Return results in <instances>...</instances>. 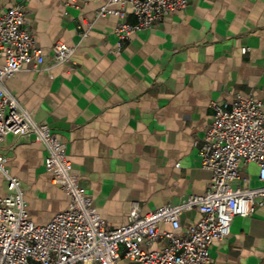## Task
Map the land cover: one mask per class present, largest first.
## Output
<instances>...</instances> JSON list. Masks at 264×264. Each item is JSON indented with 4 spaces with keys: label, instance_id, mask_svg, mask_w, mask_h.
I'll return each instance as SVG.
<instances>
[{
    "label": "crops",
    "instance_id": "obj_1",
    "mask_svg": "<svg viewBox=\"0 0 264 264\" xmlns=\"http://www.w3.org/2000/svg\"><path fill=\"white\" fill-rule=\"evenodd\" d=\"M104 2L0 0V10L23 4L25 27L48 58L46 67L7 79V88L66 143L101 217L118 226L129 220L134 202L145 213L206 192L212 173L200 148L214 118L212 102L229 107L237 95L253 94L264 109V0H193L120 46L119 17L96 16ZM125 20L138 21L129 3ZM57 41L76 48L72 65L52 63ZM0 152L36 223L67 207L68 193L47 170L44 144L33 135L8 134ZM259 171L256 163L242 164L238 183L263 185ZM3 182L1 176L0 193ZM200 217L197 209L184 212L174 231L182 234ZM162 227L173 230L169 223ZM211 260L264 264V205L234 217L230 234L211 245ZM120 264L132 263L122 256Z\"/></svg>",
    "mask_w": 264,
    "mask_h": 264
},
{
    "label": "built area",
    "instance_id": "obj_2",
    "mask_svg": "<svg viewBox=\"0 0 264 264\" xmlns=\"http://www.w3.org/2000/svg\"><path fill=\"white\" fill-rule=\"evenodd\" d=\"M192 1L105 0L96 16L119 17L115 33L120 46L124 39L152 28L165 15ZM127 3L137 16L136 23L125 20ZM26 15L23 4L0 10V58H4L0 66V143L13 134L33 135L44 144L47 170L68 193L69 202L46 224L36 223L30 217L19 178L10 173L7 158L0 152V177L4 180L0 193V264H120L122 256L132 264H213L211 245L230 234L234 217L248 215L264 205V184L246 187L238 183L242 164L252 162L259 165L264 182L262 101L249 94L237 95L229 107L212 102L214 118L200 148L202 165L212 173L206 192L189 194L178 203H166L145 213L134 202L126 223L108 226L73 170L66 143L47 122L37 121L6 86V80L18 71L48 64L46 52L35 45L32 32L25 27ZM86 25L92 26L90 22ZM75 49L57 41L52 48V63L72 65ZM246 50L243 48V52ZM192 209L201 213L200 219L182 234L176 233L174 230L182 225L181 215ZM164 223L173 230L164 229ZM160 240L165 244L153 248Z\"/></svg>",
    "mask_w": 264,
    "mask_h": 264
}]
</instances>
